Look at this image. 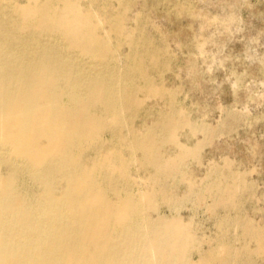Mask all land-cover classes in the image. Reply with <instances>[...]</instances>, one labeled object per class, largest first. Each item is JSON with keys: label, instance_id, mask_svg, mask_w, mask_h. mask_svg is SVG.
Segmentation results:
<instances>
[{"label": "bare ground", "instance_id": "bare-ground-1", "mask_svg": "<svg viewBox=\"0 0 264 264\" xmlns=\"http://www.w3.org/2000/svg\"><path fill=\"white\" fill-rule=\"evenodd\" d=\"M107 2L119 7L110 17ZM129 4L0 0V264H208L212 256L193 261L190 225L156 209L201 146L182 144L177 132L205 130L174 105L135 126L140 93L173 94L146 75L147 63L161 66L159 49L143 50L133 33L122 70L115 63ZM131 165L147 172L138 196ZM208 191L189 193L202 200ZM218 192L213 206L229 210ZM180 202L167 198L168 211Z\"/></svg>", "mask_w": 264, "mask_h": 264}, {"label": "rangeland", "instance_id": "rangeland-1", "mask_svg": "<svg viewBox=\"0 0 264 264\" xmlns=\"http://www.w3.org/2000/svg\"><path fill=\"white\" fill-rule=\"evenodd\" d=\"M129 2L115 63L122 70L129 51L125 35L133 33L144 41L143 50L159 49L161 66L153 69L147 63L146 75L153 86L173 94L170 99L140 93L135 126L148 125L174 105L205 130L177 132L182 144L201 146L197 158L184 163L180 180L167 182L166 200L157 195V212L177 215L190 225L196 241L193 261L211 253L208 264H264V0ZM118 11L115 2L106 3L108 17ZM91 157L88 151L86 158ZM129 175L138 196L147 187V172L131 165ZM190 188L209 191L198 200ZM217 191L230 198L229 210L213 206ZM172 196L181 204L169 212L167 198ZM239 224L253 233L247 236ZM227 251L239 256L229 257Z\"/></svg>", "mask_w": 264, "mask_h": 264}]
</instances>
